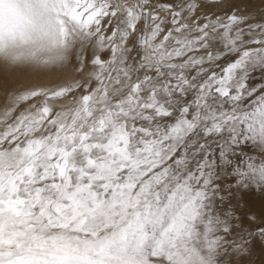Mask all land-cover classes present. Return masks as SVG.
<instances>
[{
  "label": "snow or ice",
  "instance_id": "1",
  "mask_svg": "<svg viewBox=\"0 0 264 264\" xmlns=\"http://www.w3.org/2000/svg\"><path fill=\"white\" fill-rule=\"evenodd\" d=\"M23 2L83 47L0 72V264H264V0Z\"/></svg>",
  "mask_w": 264,
  "mask_h": 264
},
{
  "label": "clouds",
  "instance_id": "2",
  "mask_svg": "<svg viewBox=\"0 0 264 264\" xmlns=\"http://www.w3.org/2000/svg\"><path fill=\"white\" fill-rule=\"evenodd\" d=\"M12 7L18 16L30 20L19 28H14L7 19L4 22V35L0 38V72L11 75L20 72L40 74L73 71L71 58L78 48L83 47L81 34L67 28L61 40L54 20L34 10L18 0ZM10 30L13 34H9Z\"/></svg>",
  "mask_w": 264,
  "mask_h": 264
},
{
  "label": "bare ground",
  "instance_id": "3",
  "mask_svg": "<svg viewBox=\"0 0 264 264\" xmlns=\"http://www.w3.org/2000/svg\"><path fill=\"white\" fill-rule=\"evenodd\" d=\"M109 53L106 51L102 54L104 59L109 57ZM90 59L91 56H87L86 60L89 61L90 68ZM66 74V72H50V73H40V74H29L26 77H21V82L24 83L25 86L30 85H45V86H55L62 83V77ZM59 103H65L64 100L59 101ZM4 106V97L0 95V108ZM26 105H21V107H25ZM256 191V190H255ZM261 197L259 199V202ZM253 203V202H252ZM259 203H257L258 205Z\"/></svg>",
  "mask_w": 264,
  "mask_h": 264
},
{
  "label": "rangeland",
  "instance_id": "4",
  "mask_svg": "<svg viewBox=\"0 0 264 264\" xmlns=\"http://www.w3.org/2000/svg\"><path fill=\"white\" fill-rule=\"evenodd\" d=\"M260 197H261L260 193L258 191H255V190L251 194H245V199L247 201H249L250 203H252V202L255 203V204L259 203ZM249 226L252 227V228H255L257 225L256 224H251L250 225L249 221L245 218L243 220V227L244 228H248Z\"/></svg>",
  "mask_w": 264,
  "mask_h": 264
}]
</instances>
